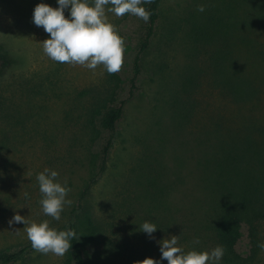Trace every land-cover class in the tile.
Listing matches in <instances>:
<instances>
[{
	"label": "rangeland",
	"instance_id": "obj_1",
	"mask_svg": "<svg viewBox=\"0 0 264 264\" xmlns=\"http://www.w3.org/2000/svg\"><path fill=\"white\" fill-rule=\"evenodd\" d=\"M41 2L58 6L56 0L0 1V48L14 62L0 77V255L31 246L24 224H9L17 214L48 220L57 230L75 226L88 264L159 260L157 241L173 235L184 251H210L217 246L212 231L220 202L239 191L225 173L233 167L230 152L242 153L237 146L244 149L240 168L248 183L260 186L256 206L264 211V0H161L134 95L114 132L103 124L130 96L145 22L106 13L124 47L113 75L102 65L93 71L43 52L40 42L49 34L32 22ZM110 138L106 170L81 200ZM45 168L59 173L72 201L58 221L39 204L36 174ZM87 219L97 230L93 243ZM145 220L158 227L152 237L139 228ZM255 225L264 242V220ZM247 234L245 227L242 249ZM12 264L70 261L67 252L31 247ZM251 264H264V250Z\"/></svg>",
	"mask_w": 264,
	"mask_h": 264
},
{
	"label": "clouds",
	"instance_id": "obj_2",
	"mask_svg": "<svg viewBox=\"0 0 264 264\" xmlns=\"http://www.w3.org/2000/svg\"><path fill=\"white\" fill-rule=\"evenodd\" d=\"M152 0H56L57 7L44 2L38 3L32 13V22L48 33V38L42 43L43 52L53 61L60 63L79 64L90 70L102 65L104 70L113 74L121 69L123 62V39L109 22L106 13L122 16L125 13L135 15L148 22L151 12L145 4ZM65 10L68 15L65 16ZM197 10L204 12V6ZM56 170L45 168L36 174L41 199L39 204L42 212L54 220L61 219L64 207L72 201L67 199L69 189L62 185ZM66 183V182H65ZM25 193V197H28ZM22 222L31 247L40 253L49 252L63 256L70 248L71 241L77 239L74 229L57 230L49 226V221L35 222L17 214L9 220ZM140 230L149 237L157 230V226L145 220ZM160 250L159 260L146 258L140 264H220L224 255L222 246L217 245L210 251L195 249L184 251L178 245V237L164 238L157 241ZM264 250V242L257 245Z\"/></svg>",
	"mask_w": 264,
	"mask_h": 264
},
{
	"label": "trees",
	"instance_id": "obj_3",
	"mask_svg": "<svg viewBox=\"0 0 264 264\" xmlns=\"http://www.w3.org/2000/svg\"><path fill=\"white\" fill-rule=\"evenodd\" d=\"M160 2L161 0H152L150 4H145L146 10L151 12V16L149 21L145 22L144 36L134 59V75L131 78L130 96L126 100H121L119 104L107 114L103 124L106 129L112 132L116 130L118 123L124 116V108L127 101L134 95L133 90L137 86L136 82L141 73V55L149 47L154 35L155 27L159 19ZM13 63L12 58L0 48V77L12 67ZM115 74L116 73H113V75ZM112 141V138H110L103 148L99 169L85 186L81 195V200L87 197L92 187L98 183L101 175L105 172ZM233 145L234 144L231 146ZM236 149H239L242 153L238 154L235 150L230 152L227 162L232 164L233 167L232 169H226L225 173L229 176L232 175L231 178L239 184V191H231V193L228 192L225 197L223 196V200L220 202L219 216L217 222L213 226V240L216 245H220L224 249V255L221 259L222 264H251L256 261L260 249L257 246L260 241L258 239V230L255 222L264 220V211L262 206H256L261 193L260 186H251V184L248 183L247 175L244 174L243 170L240 168L241 162L245 160L244 149L238 146ZM223 167L224 165L222 164L221 169H223ZM239 179H241V181H239ZM87 225L89 229L87 240L89 238V241L93 243L96 240L97 230L91 219H87ZM245 227L248 232L247 239L249 244L246 249H242L244 240L243 230ZM70 228L74 229L77 234V239L74 238L71 241V248L67 251L70 264H88L85 257L84 246L79 239L78 230L75 226H71ZM29 248H31V246L21 248L12 253L0 255V264H12L20 260L25 253H27Z\"/></svg>",
	"mask_w": 264,
	"mask_h": 264
}]
</instances>
